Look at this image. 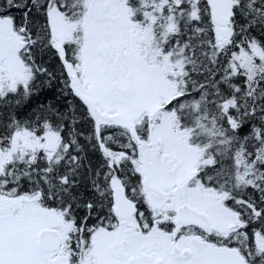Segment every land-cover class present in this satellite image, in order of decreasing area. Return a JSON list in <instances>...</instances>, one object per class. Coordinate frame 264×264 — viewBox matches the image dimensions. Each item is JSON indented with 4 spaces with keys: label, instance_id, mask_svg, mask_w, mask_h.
<instances>
[{
    "label": "trees",
    "instance_id": "trees-1",
    "mask_svg": "<svg viewBox=\"0 0 264 264\" xmlns=\"http://www.w3.org/2000/svg\"><path fill=\"white\" fill-rule=\"evenodd\" d=\"M232 1V34L223 48L216 44L206 0L122 3L131 22L149 23L148 61L161 65L167 57L163 78L175 92L160 100L159 113L170 115L173 132L196 150L202 191L222 197L243 227L242 246L264 264V0ZM51 8L71 21L86 11L85 0H0V18L24 42L20 56L27 73L25 82L0 92V152L8 156L0 161V193L12 197L15 187L17 194L39 191L44 207L75 222L105 200L99 192L110 181L111 155L131 154L136 150L119 148L148 143L157 119L144 112L132 130L97 126L72 90L68 66L78 63L74 44L65 43L63 58L53 47ZM243 54L250 56L252 70ZM45 126L59 135L50 157L14 145L17 130L40 132Z\"/></svg>",
    "mask_w": 264,
    "mask_h": 264
},
{
    "label": "rangeland",
    "instance_id": "rangeland-1",
    "mask_svg": "<svg viewBox=\"0 0 264 264\" xmlns=\"http://www.w3.org/2000/svg\"><path fill=\"white\" fill-rule=\"evenodd\" d=\"M188 1L194 4L198 0ZM206 1L210 7L216 44L218 48H223L230 42L232 34L230 16L234 1ZM105 2H108V7L101 8ZM149 7L153 8V5L150 4ZM85 8L82 18L74 21L65 19L55 8L49 10L53 47L62 58L65 55V43H73L76 48L78 63L76 66H68L73 92L81 99L86 97L99 107L101 116L94 119L97 126L122 125L132 130L134 121L144 112L150 113L152 118L157 119V123L150 128L149 142L138 143V146L142 147L138 149V158L135 160L142 162L140 166L146 177H150L165 188L167 194L163 207L188 199L196 206L208 208L213 217H217L218 220L224 219L223 221L227 223L234 221L233 213L227 211L222 205V197L203 192L196 180V150L188 146L179 134L173 132L171 116L159 113L160 100L171 97L175 91L174 87L163 78L167 57L161 65L148 61L147 57L153 46L149 43L151 34L149 23L145 26H137L131 22L122 0H85ZM119 17L122 18L123 23H118L115 27L111 19ZM110 32H113V35ZM127 39L129 40V63L135 72L150 82L156 92L150 97L148 92H145L112 102L108 93L112 81L124 86L133 79L121 73L117 77H111L104 71V63L109 61L106 49L112 42H122ZM23 47L24 42L12 30L10 21L0 18V92L2 94L12 91L18 83L25 82L27 79L26 69L20 56ZM243 56L244 62L249 63V68L252 70L250 56L247 54ZM157 139L162 140L163 150L176 155L182 161V168L178 174L169 177L164 172V165L152 157L151 150L156 147ZM13 142L16 147L32 151L43 150L50 157L58 146L59 135L48 126L43 127L40 132L19 129L13 136ZM7 157L0 152V161H4ZM111 157L114 161L124 158L122 153L111 155ZM31 202L22 198L19 202L21 216L14 219L13 198L0 193V228L4 230L2 232L4 239L9 237L8 233H12V229L24 225L28 213L35 220L42 221L44 226H51L57 222L63 224L61 212L49 210L48 213H40V209L37 210ZM5 229L8 231L5 232ZM256 238L259 241V238ZM258 249L263 251L261 247ZM11 252L10 245L0 242L1 264H11ZM230 264L240 263L233 261Z\"/></svg>",
    "mask_w": 264,
    "mask_h": 264
},
{
    "label": "flooded vegetation",
    "instance_id": "flooded-vegetation-1",
    "mask_svg": "<svg viewBox=\"0 0 264 264\" xmlns=\"http://www.w3.org/2000/svg\"><path fill=\"white\" fill-rule=\"evenodd\" d=\"M111 20L115 27L122 22L119 18ZM110 34L113 35V32ZM128 42V39L112 42L106 49L107 53L103 50L109 60L104 63L105 72L111 77L121 73L133 79L124 86L112 81L108 90L112 102L145 92L150 97L156 92L129 63ZM140 147L119 148H131L136 152L117 151L116 154L122 153L124 158L107 163L112 168L106 171L111 175L110 181L104 191L100 189L99 192V197L105 196V200L101 201L102 198L93 207L90 205L92 210L82 219L67 221L63 211L52 209L63 214V224L57 222L44 226L42 221L35 220L28 213L24 225L12 229L9 237L4 239V230L0 228V242L12 248L11 264H230L233 261L257 264L252 250L247 245L242 246L245 232L236 219L229 223L224 219L218 220L208 208L196 206L188 199L163 207L167 194L165 188L146 177L140 166L142 162L135 160ZM151 153L156 161L164 165V172L169 177L181 170L182 161L163 150L162 145H156ZM124 159H129V162L122 161ZM128 165L131 166L129 170ZM145 179L164 191L163 199L148 192L144 186ZM118 188L123 189L121 195L124 192L126 200L116 213L113 190ZM17 190L15 187L12 196L14 219L21 216L19 202L22 198L32 201V206L34 204L37 210L40 209V213L51 210L40 203L41 192L17 194ZM183 205L194 207L208 216L198 214L196 218L183 222L177 215L178 208ZM46 229L60 235V245L54 251L43 249L39 243V234Z\"/></svg>",
    "mask_w": 264,
    "mask_h": 264
},
{
    "label": "water",
    "instance_id": "water-1",
    "mask_svg": "<svg viewBox=\"0 0 264 264\" xmlns=\"http://www.w3.org/2000/svg\"><path fill=\"white\" fill-rule=\"evenodd\" d=\"M109 4L108 2H105L101 8L107 7ZM120 20H122L121 17H119ZM83 104L86 106L89 114L93 119H96L101 116V110L89 99L86 97L82 98ZM156 145L160 146L162 145V140L157 139ZM144 186L148 190L149 193H151L153 196L157 197L158 199L164 198V191L151 184L148 179L144 180ZM123 189H114L113 190V197L117 204L116 213H119L120 209H122L123 204L126 200V197L124 195H121ZM198 214H204L205 216H208L207 213L200 212L194 207H191L189 205H183L178 208L177 215L179 219L183 222H185L187 219L196 218ZM39 243L41 247L45 250L54 251L56 250L60 245V235L56 231L52 229H46L40 232L39 234Z\"/></svg>",
    "mask_w": 264,
    "mask_h": 264
}]
</instances>
